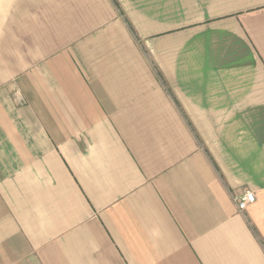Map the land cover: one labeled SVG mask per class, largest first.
<instances>
[{
	"label": "crops",
	"instance_id": "0c3cea01",
	"mask_svg": "<svg viewBox=\"0 0 264 264\" xmlns=\"http://www.w3.org/2000/svg\"><path fill=\"white\" fill-rule=\"evenodd\" d=\"M0 264H264V0H0Z\"/></svg>",
	"mask_w": 264,
	"mask_h": 264
},
{
	"label": "built area",
	"instance_id": "2783aa9c",
	"mask_svg": "<svg viewBox=\"0 0 264 264\" xmlns=\"http://www.w3.org/2000/svg\"><path fill=\"white\" fill-rule=\"evenodd\" d=\"M233 201L240 210H243L248 204L254 202V194L250 190H244L241 193L234 194Z\"/></svg>",
	"mask_w": 264,
	"mask_h": 264
},
{
	"label": "trees",
	"instance_id": "16d2710c",
	"mask_svg": "<svg viewBox=\"0 0 264 264\" xmlns=\"http://www.w3.org/2000/svg\"><path fill=\"white\" fill-rule=\"evenodd\" d=\"M129 25V24H128ZM130 27V26H129ZM130 29H131V27H130ZM132 30V29H131Z\"/></svg>",
	"mask_w": 264,
	"mask_h": 264
}]
</instances>
